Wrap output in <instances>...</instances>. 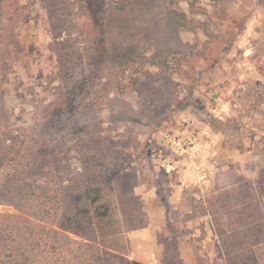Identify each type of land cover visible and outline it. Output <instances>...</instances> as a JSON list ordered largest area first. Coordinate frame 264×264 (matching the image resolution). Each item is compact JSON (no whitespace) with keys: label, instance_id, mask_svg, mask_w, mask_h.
<instances>
[{"label":"rangeland","instance_id":"rangeland-1","mask_svg":"<svg viewBox=\"0 0 264 264\" xmlns=\"http://www.w3.org/2000/svg\"><path fill=\"white\" fill-rule=\"evenodd\" d=\"M126 1L0 0V264H236V232L264 238L189 186L264 172V0Z\"/></svg>","mask_w":264,"mask_h":264},{"label":"crops","instance_id":"crops-1","mask_svg":"<svg viewBox=\"0 0 264 264\" xmlns=\"http://www.w3.org/2000/svg\"><path fill=\"white\" fill-rule=\"evenodd\" d=\"M251 160V158H248ZM243 160V161H242ZM246 164V158L240 159ZM196 179H194V177ZM189 186H199L204 195L211 197L226 190L236 196V230L258 227L256 224L264 222V189L262 194L259 188L264 187V172L256 170V167H249L247 170H236V172L212 171L193 175ZM203 177V178H202ZM258 219V221H257ZM208 228H214L208 224ZM251 232H236V264H264V238H257V234ZM262 233V232H260ZM208 240L215 244H220L217 233L208 234ZM209 243V241H207ZM191 246L186 255H181L185 264H198L197 256L191 251ZM214 251H208L207 257L210 259L224 260L222 257L213 256ZM150 264L147 261H141Z\"/></svg>","mask_w":264,"mask_h":264},{"label":"trees","instance_id":"trees-1","mask_svg":"<svg viewBox=\"0 0 264 264\" xmlns=\"http://www.w3.org/2000/svg\"><path fill=\"white\" fill-rule=\"evenodd\" d=\"M128 5L126 0H115V7L119 10H123ZM173 14L176 15L182 22L186 19V14L184 12L177 11L173 9ZM2 264H7L6 261H2ZM127 264H146L138 260H128Z\"/></svg>","mask_w":264,"mask_h":264},{"label":"built area","instance_id":"built-area-1","mask_svg":"<svg viewBox=\"0 0 264 264\" xmlns=\"http://www.w3.org/2000/svg\"><path fill=\"white\" fill-rule=\"evenodd\" d=\"M203 178V177H202Z\"/></svg>","mask_w":264,"mask_h":264}]
</instances>
